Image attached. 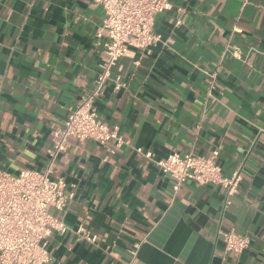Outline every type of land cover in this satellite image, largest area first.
<instances>
[{"label":"crops","instance_id":"obj_1","mask_svg":"<svg viewBox=\"0 0 264 264\" xmlns=\"http://www.w3.org/2000/svg\"><path fill=\"white\" fill-rule=\"evenodd\" d=\"M169 1L158 42L130 45L96 101L130 144L72 138L58 157L53 175L75 197L53 210L69 231L48 238L50 264H264V0ZM103 18L95 0H0L3 170L46 168L53 131L95 87ZM137 148L154 159L219 149L222 173H240L237 192L191 181L176 191ZM229 230L250 246L226 251Z\"/></svg>","mask_w":264,"mask_h":264},{"label":"built area","instance_id":"obj_2","mask_svg":"<svg viewBox=\"0 0 264 264\" xmlns=\"http://www.w3.org/2000/svg\"><path fill=\"white\" fill-rule=\"evenodd\" d=\"M104 10L97 37L104 41V56L95 87L72 108L62 127L52 134V147L44 171L22 169L12 174L0 167V264H50L48 238L53 232L65 234L69 226L53 210L64 211L73 201L75 192L63 178L55 177L58 157L74 138L93 140L107 146L113 142L121 147L130 142L120 133L119 126L110 127L100 117L96 101L111 76L113 67L124 57L129 46L150 51L159 40L155 31L156 16L171 8L169 0H95ZM123 83L118 78L116 88ZM145 158L155 161L161 172L174 181L178 191L182 184H220L230 197L241 181L239 171L230 176L222 173L218 163L219 149L208 155L173 152L165 158L137 148ZM230 202V201H228ZM76 232L83 239L96 243L98 236L80 226ZM226 251L241 253L251 243L248 236L229 230L221 233ZM134 255L137 251L132 252Z\"/></svg>","mask_w":264,"mask_h":264}]
</instances>
